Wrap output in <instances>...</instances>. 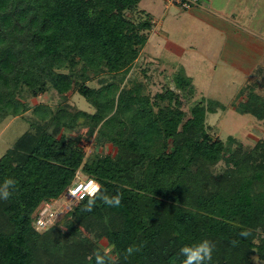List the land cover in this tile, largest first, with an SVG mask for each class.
Returning <instances> with one entry per match:
<instances>
[{
	"label": "trees",
	"instance_id": "trees-1",
	"mask_svg": "<svg viewBox=\"0 0 264 264\" xmlns=\"http://www.w3.org/2000/svg\"><path fill=\"white\" fill-rule=\"evenodd\" d=\"M139 2L0 0V122L27 123L0 157V184L16 182L0 200V264H96L97 254L109 264H183L180 249L205 239L215 246L206 264L264 262V133L250 147L212 137L206 116L225 108L220 101L201 98L185 111L173 89L151 97L141 81L124 85L153 26ZM173 82L193 95L183 71ZM49 87L62 102L27 98ZM73 92L93 111L72 107ZM232 104L264 124V96L253 85ZM123 150L127 162L114 152ZM77 171L97 191L36 229L37 209ZM117 195L119 207L100 198ZM130 246L140 251L125 258Z\"/></svg>",
	"mask_w": 264,
	"mask_h": 264
},
{
	"label": "rangeland",
	"instance_id": "rangeland-1",
	"mask_svg": "<svg viewBox=\"0 0 264 264\" xmlns=\"http://www.w3.org/2000/svg\"><path fill=\"white\" fill-rule=\"evenodd\" d=\"M139 8L150 16L153 26L146 33L147 41L140 49L124 85L130 87L141 81L144 93L151 97L166 88L173 89L177 106L185 111L201 98L216 99L225 108L206 116L207 129L212 137L226 140L228 135H232L245 147L262 138L264 124L250 114L237 112L232 104L236 105L243 99L246 84L253 85L256 92L264 96V69L260 74L256 73L257 67L264 66V38L250 37L246 33L258 29L243 27L241 21H233L230 15L216 16L211 11L195 7L184 10L168 4L166 0H140ZM213 24L223 26L230 36L222 38L211 27ZM180 71L191 77L194 93L190 97H185L174 85L173 78ZM66 96L72 107L93 111L92 106L76 92ZM27 98L31 103L42 102L52 106L63 101L62 96L50 87L36 98ZM26 128L27 123L18 117L0 122V157ZM83 146L86 154L94 149L90 141H84ZM95 149L107 150L103 144H97ZM114 152L124 162L131 155L125 150ZM222 165L223 162H220L219 166ZM80 176L83 178V175ZM64 213L59 210L58 217L61 218ZM102 243L105 245L104 240ZM253 262L264 264L256 256Z\"/></svg>",
	"mask_w": 264,
	"mask_h": 264
},
{
	"label": "built area",
	"instance_id": "built-area-1",
	"mask_svg": "<svg viewBox=\"0 0 264 264\" xmlns=\"http://www.w3.org/2000/svg\"><path fill=\"white\" fill-rule=\"evenodd\" d=\"M170 5H176L184 10H189L199 5L200 0H166ZM98 189V184L92 178H81L80 172L75 173L73 181L65 191L56 199L44 201L37 209L34 226L36 229H44L54 223L58 212H67L73 205L86 196L93 195Z\"/></svg>",
	"mask_w": 264,
	"mask_h": 264
},
{
	"label": "crops",
	"instance_id": "crops-1",
	"mask_svg": "<svg viewBox=\"0 0 264 264\" xmlns=\"http://www.w3.org/2000/svg\"><path fill=\"white\" fill-rule=\"evenodd\" d=\"M196 8L211 11L216 16L230 15L233 21H241L243 27L258 29L253 32L246 31L248 35H251L250 37L259 38L262 36L264 38V0H201ZM227 23L231 25L229 21ZM211 27L222 38L230 36L223 26L213 24Z\"/></svg>",
	"mask_w": 264,
	"mask_h": 264
},
{
	"label": "clouds",
	"instance_id": "clouds-1",
	"mask_svg": "<svg viewBox=\"0 0 264 264\" xmlns=\"http://www.w3.org/2000/svg\"><path fill=\"white\" fill-rule=\"evenodd\" d=\"M16 182L12 179H6L0 184V200H8L14 193ZM103 202L111 207H119L121 198L119 195L114 197L101 196ZM96 197L89 200L86 210L91 211L95 206ZM214 244L205 239L195 245H186L180 249L181 255L184 257L183 264H206L213 257ZM111 251L110 249L108 250ZM140 251V246H130L126 249V257L131 256ZM111 257L107 254H97L96 264H109Z\"/></svg>",
	"mask_w": 264,
	"mask_h": 264
}]
</instances>
